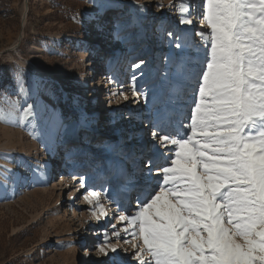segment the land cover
Returning a JSON list of instances; mask_svg holds the SVG:
<instances>
[{
  "label": "rangeland",
  "instance_id": "rangeland-1",
  "mask_svg": "<svg viewBox=\"0 0 264 264\" xmlns=\"http://www.w3.org/2000/svg\"><path fill=\"white\" fill-rule=\"evenodd\" d=\"M187 2L191 37L183 40L178 0H0V102L19 100L32 111L26 121H0V264H138L119 215L135 212L140 190L160 180L153 175L145 184L143 162H165L148 156L155 143L142 141L139 123L146 125L147 113L150 124L166 114L163 128L183 126V134L190 122L180 120L198 99L206 46L197 33L207 27L197 0ZM184 64L176 98L185 83L190 88L179 112L171 93L174 70ZM21 82L27 95H18ZM76 129L79 141L92 138L93 149L65 168ZM123 166L127 185L109 189ZM92 192L100 193L106 216L88 203ZM106 234L116 246L109 258L99 252ZM88 247L95 251L88 255Z\"/></svg>",
  "mask_w": 264,
  "mask_h": 264
},
{
  "label": "snow or ice",
  "instance_id": "snow-or-ice-1",
  "mask_svg": "<svg viewBox=\"0 0 264 264\" xmlns=\"http://www.w3.org/2000/svg\"><path fill=\"white\" fill-rule=\"evenodd\" d=\"M177 9L191 24L187 0ZM201 19L206 53L190 123L183 134L151 133L171 155L143 162L145 183L160 180L137 196L135 212L119 215L138 264H264V0H203ZM31 115L19 100L0 102V121ZM86 199L107 215L100 193ZM109 249L106 234L99 252Z\"/></svg>",
  "mask_w": 264,
  "mask_h": 264
},
{
  "label": "bare ground",
  "instance_id": "bare-ground-1",
  "mask_svg": "<svg viewBox=\"0 0 264 264\" xmlns=\"http://www.w3.org/2000/svg\"><path fill=\"white\" fill-rule=\"evenodd\" d=\"M188 3V2H187ZM197 6H196V10H197V12L196 13H198L199 14V18H201V16H202V13H203V1H201V0H197ZM200 22L201 23H203L204 24V22L202 21V19L200 20ZM182 25H183V28H184V31H183V33H184V36H183V40H185L186 38H187V36H188V38L189 37H191V32H189L188 33V30L186 29V28H189L191 25H192V23L191 24H186V23H182ZM181 43V42H180ZM170 59H171V57H168V59H167V62H169L170 61ZM198 71L199 70H196L195 72H193L192 73V75H191V77L193 78V76H194V74H197L198 73ZM184 74H186V64H184V67H180V66H178L177 68H175V70H174V77H175V79H174V87H173V91H172V93H171V97H172V105H173V110H178L179 112H181V110H182V108H183V106L186 104V102H187V100H183L184 99V97H186V99L188 98V95H187V90L190 88V83L189 82H187V83H185L184 84V88H182L181 90V94L179 95V97H178V99L176 98V93H175V90L178 88V80H179V78H180V76H184ZM192 82V81H191ZM35 86L36 87H34V89L35 88H39L40 86L39 85H37V83H35ZM178 90V89H177ZM186 95V96H185ZM171 100V99H170ZM148 106V105H147ZM179 114V113H178ZM151 116H150V114L149 113H147V116H146V119H147V121H146V125L143 127V128H141L143 125V122H140L139 123V129H137V131H140V130H142L143 129V132H144V129H145V127H147V129H151V126H153V129L152 130H150L151 131V133L153 132V131H160V129H161V127H167L168 126V123H169V117H168V115H166V114H164V115H162V116H160V114L159 115H157V116H155V120L152 122V124H150V122H149V118H150ZM189 117V116H188ZM185 119H186V117L184 118V119H181L180 121L182 122L181 124H183L184 125V122H190V120H189V118H187L186 119V121H185ZM179 120V119H178ZM164 125V126H163ZM186 126V125H185ZM56 128V127H55ZM53 129V128H52ZM181 130H182V127H180V128H178V131L179 132H181ZM48 131V130H47ZM48 133V132H47ZM99 133V132H98ZM48 134H50V133H48ZM52 136V135H51ZM86 136H88V135H86ZM139 136L140 137H142V134H141V132H140V134H139ZM46 137V136H45ZM54 137V136H53ZM150 137H152L151 135H150ZM71 139H72V141H73V143H74V145H72V149H71V151L67 154V161L68 162H66V164H65V168H67V163H72V164H69L70 166H76V165H79V163H76V164H73L74 163V160H75V158H82V157H84V150H86L87 149V147L89 148V150L88 151H86L85 152V154H87L90 150H92L93 149V145H92V142H91V139L92 138H90V137H88V138H86L85 140H84V142H81V141H79V139H81V133H80V131L78 130V129H76V130H74V131H72V135H71ZM152 139V138H151ZM153 140V139H152ZM152 140H151V142H152ZM133 143V142H132ZM155 143V142H154ZM153 142H152V144H154ZM132 146H133V144H132ZM134 148V147H133ZM135 149V148H134ZM151 152V151H150ZM159 152H161V149H159V151L155 148L154 149V151H152V153H149L148 154V156H153V155H157V160L160 158L159 157ZM86 158H88V154L86 155ZM85 157H84V159H86ZM155 159V158H154ZM139 162L137 163V166H139ZM124 167V166H123ZM45 169H46V175H47V177H50V175H51V172H52V165H48L47 167H45ZM64 172V171H63ZM125 177H127V180L126 181H124V178ZM62 178H63V175H62ZM143 177H140L139 178V180H140V182H141V184H143V179H142ZM47 179V178H46ZM128 180H129V175L127 174V169L124 167L122 170H120V171H118V173H117V175H116V177L115 178H113L112 180H111V182H110V188L109 189H116V191L117 192H119L120 190H121V184L125 187L126 185H127V182H128ZM4 182H5V180H3ZM3 182V183H4ZM146 184V183H145ZM1 185H2V187L5 185V183H4V185L1 183ZM7 185V184H6ZM113 185H115L114 187H113ZM134 186V185H133ZM2 189V188H1ZM1 189H0V191H1ZM143 192H146L145 191V188H142V190H140V193L139 194H137V196H139V195H141ZM127 195H128V193L127 192H123V196H125V197H127ZM137 198V197H136ZM136 203H137V201H136ZM136 205V204H135ZM134 205V206H135ZM117 210H118V208H117ZM93 251H95V248L93 249V250H90V248L88 247V248H86V252H87V254L89 255V254H91ZM104 256H105V258H109V254H107V255H105L104 254ZM128 262V261H127Z\"/></svg>",
  "mask_w": 264,
  "mask_h": 264
},
{
  "label": "trees",
  "instance_id": "trees-1",
  "mask_svg": "<svg viewBox=\"0 0 264 264\" xmlns=\"http://www.w3.org/2000/svg\"><path fill=\"white\" fill-rule=\"evenodd\" d=\"M24 235L23 234H17V235H14V236H12V239L13 240H16V239H18V238H21V237H23Z\"/></svg>",
  "mask_w": 264,
  "mask_h": 264
}]
</instances>
